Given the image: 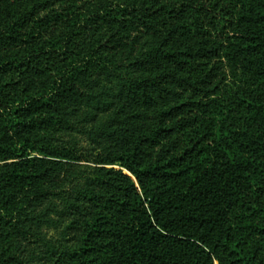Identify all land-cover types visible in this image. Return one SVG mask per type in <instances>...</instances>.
Masks as SVG:
<instances>
[{"label":"trees","instance_id":"obj_1","mask_svg":"<svg viewBox=\"0 0 264 264\" xmlns=\"http://www.w3.org/2000/svg\"><path fill=\"white\" fill-rule=\"evenodd\" d=\"M0 264H264V0H0Z\"/></svg>","mask_w":264,"mask_h":264},{"label":"rangeland","instance_id":"obj_2","mask_svg":"<svg viewBox=\"0 0 264 264\" xmlns=\"http://www.w3.org/2000/svg\"><path fill=\"white\" fill-rule=\"evenodd\" d=\"M105 119H107V116H100V117H98V121H103V120H105ZM50 234H52L51 232H50ZM56 236H58L59 234H55Z\"/></svg>","mask_w":264,"mask_h":264}]
</instances>
